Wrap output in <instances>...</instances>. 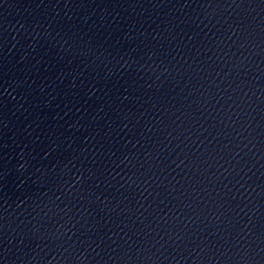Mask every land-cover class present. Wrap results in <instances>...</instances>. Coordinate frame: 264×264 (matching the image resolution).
Wrapping results in <instances>:
<instances>
[{
    "label": "water",
    "instance_id": "water-1",
    "mask_svg": "<svg viewBox=\"0 0 264 264\" xmlns=\"http://www.w3.org/2000/svg\"><path fill=\"white\" fill-rule=\"evenodd\" d=\"M0 264H264V0H0Z\"/></svg>",
    "mask_w": 264,
    "mask_h": 264
}]
</instances>
